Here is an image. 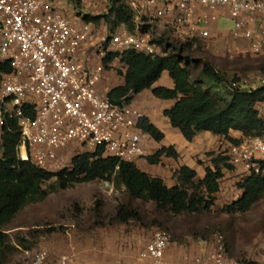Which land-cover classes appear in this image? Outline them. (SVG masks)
<instances>
[{"label": "built area", "instance_id": "1", "mask_svg": "<svg viewBox=\"0 0 264 264\" xmlns=\"http://www.w3.org/2000/svg\"><path fill=\"white\" fill-rule=\"evenodd\" d=\"M104 1L97 0L92 7L97 15L101 12L97 5ZM127 1L137 24L145 25L144 18L157 21L180 41H209L214 33H222L217 30L219 21L229 18L233 26L227 40L235 46L227 51L264 54V0ZM72 8L57 0H0V65L7 63L12 69L0 79V153L7 117L17 119L19 158L50 173L68 169L72 156L83 151H101L128 162L143 155L141 144L147 134L139 123L144 113L132 103L112 104L98 84L110 54L165 55L151 33L131 32L124 26L109 32L85 21L83 14H71ZM252 83L230 81L223 89L232 92L240 84ZM30 109L33 116L27 114ZM227 154L243 169L241 178L260 174L264 135L230 146ZM206 243L209 250L173 261L166 256L171 233L156 228L137 257L151 264H239L230 257L223 234H214ZM24 264L79 263L74 255L52 258L40 250Z\"/></svg>", "mask_w": 264, "mask_h": 264}, {"label": "trees", "instance_id": "2", "mask_svg": "<svg viewBox=\"0 0 264 264\" xmlns=\"http://www.w3.org/2000/svg\"><path fill=\"white\" fill-rule=\"evenodd\" d=\"M70 1L74 3L76 10L81 8L82 0ZM103 3L105 9L96 16L82 10H79V14H83L87 22L100 26L111 25V28L104 26L109 32L124 26L131 32L139 30L142 34L151 33V27L147 25L149 20L144 18L145 25L137 24L136 14L127 0H107ZM154 42L163 48L165 55L151 56L126 51L121 54H110L105 60L106 69L115 60L126 66L125 84L107 94L112 104H131L135 95L151 89L162 73L168 71L174 81V89L157 87L153 89V93L160 99L176 100L175 105L165 111V115L186 140L192 141L198 133L208 131L225 137L232 146L239 145L245 139L264 135V118L260 116L258 110L259 104L264 102L263 85L254 87L240 84L234 91L226 92L229 98L219 97L204 80L191 81L188 59L182 57L181 53L184 45L179 47L166 40ZM169 49L171 51L168 54ZM11 70L9 64H1L0 79L2 73H9ZM203 71L215 81L225 79L208 62L203 64ZM241 80L234 78L227 82ZM27 114L33 116L34 111L30 109ZM139 128L156 141L164 138V134L148 118L140 121ZM19 130L17 119L7 117L0 153V230H4L27 205L47 199L50 194L43 186L52 179L56 180L58 188L63 190L75 183H90L97 180L113 182L116 188L124 186L131 198L144 203L153 202L158 211H169L175 216L207 212L212 209L214 195L219 192L220 182L224 177L223 170H232L235 166L228 154H220L213 159V168L206 169L203 180L196 179V173L184 166L176 173V184L168 187L162 179L151 177L141 171L134 162L104 156L101 151L95 153L83 151L72 156L68 169L50 173L19 158L17 152L20 142ZM231 131L241 132L243 138H232ZM163 155L178 158L174 148H164L147 157V160L157 164ZM238 187L243 191L242 196L224 207L223 212L228 214L248 212L264 196V161H261V173L240 178ZM96 204L100 206L101 201H97ZM74 208L79 207L76 204ZM115 219L121 223H129L141 222L143 217L138 208L119 203ZM2 234L0 231V244L3 242Z\"/></svg>", "mask_w": 264, "mask_h": 264}, {"label": "rangeland", "instance_id": "3", "mask_svg": "<svg viewBox=\"0 0 264 264\" xmlns=\"http://www.w3.org/2000/svg\"><path fill=\"white\" fill-rule=\"evenodd\" d=\"M85 5L79 10L85 9L84 12L97 15L92 8L95 4L91 3V8H86ZM148 23L154 40H166L179 47L185 46L181 53L182 57L188 59L191 81L204 80L219 97L229 98L223 89L224 83L229 80H250L253 81L252 86L256 87L264 79V54L253 56L247 50L227 51L233 47L231 41L227 40L233 26L229 18H222L217 25V30L225 35L214 33L209 41H180L161 23ZM104 26L111 28V25ZM170 51L171 49L168 54ZM205 62L210 63L225 79L216 82L214 78L207 76L203 71ZM116 69L121 71L118 64ZM108 185L110 183L100 180L75 183L63 190L58 188L56 180L47 182L43 186L50 194L47 199L27 205L4 230H0L3 233L0 264H24L40 250L48 251L52 258L74 255L80 264L135 263L138 246L125 247L127 236L134 227H140L141 230L143 227L148 231L167 229L172 235V241L178 243V237L184 234L197 240L221 233L225 237L229 255L235 262L264 264V196L248 212L236 214L223 212L224 207L236 201L233 197H215L210 211L183 213L179 216L169 211H158L155 204L150 206L142 202L136 208L140 210L143 220L121 223L115 219L113 208L116 193L111 194ZM97 201H101L100 206L96 204ZM76 204L78 209L74 208ZM117 233L115 243L112 236ZM100 234H104V242L100 241Z\"/></svg>", "mask_w": 264, "mask_h": 264}, {"label": "crops", "instance_id": "4", "mask_svg": "<svg viewBox=\"0 0 264 264\" xmlns=\"http://www.w3.org/2000/svg\"><path fill=\"white\" fill-rule=\"evenodd\" d=\"M57 1L62 6L65 5L68 10L69 8H72V3L70 0ZM92 1L93 0H82L81 4H87V6L91 8V3L95 4L97 0H94V2ZM100 4L101 2L98 3L97 7L100 11H103L105 9V5ZM87 6L85 5L86 8ZM72 9L73 11L70 10V12H72L71 14H79V10H75V8ZM222 34L225 35V33ZM233 46H235V44ZM116 64L120 66V72L117 71ZM125 73L126 66L120 63L119 60H115L109 65V68L106 69L104 78L98 84V89L103 94L107 95L112 89L123 86L125 84ZM157 87L174 89L175 84L171 79L168 71H164L162 73L160 79L153 85L151 89L144 90L135 95L132 99V104L141 112H143L145 118H148L149 121L154 124L160 132L164 134V138L161 141H156L152 137L147 135L141 144L143 155L137 157L133 162L141 171L145 172L149 176L162 179L168 187H173L176 184V173H178L184 166L190 168L196 173V179L203 180L206 176V169L208 167L213 168V159L216 158L217 155L227 154L230 143L225 139V137L215 135L208 131L198 133L192 141L186 140L182 133L172 126L170 120L165 115V111L170 110L175 105L176 100H165L157 98L153 93V89ZM258 110L260 116L264 118V102L259 104ZM230 136L234 139L243 138V134L238 131H231ZM164 148H174V150L178 154V158L176 159L167 155H163L161 156L160 161L157 164H152L147 160V157L155 155L158 151ZM223 173L224 177L220 182L219 192H217L214 196H221L220 198L222 199L233 197L238 200L243 194V191L238 187L241 175L243 174V169L240 166H234L232 170L224 169ZM105 182H108V184L110 183V185L108 186L110 188L111 194L116 193L114 194L116 199H113V208L115 214L116 208L119 203L132 205L135 208L139 207V204L142 203V201L138 199L131 198L126 192L124 186L116 188L113 182ZM118 190H120L121 193H119ZM106 200H104V202H106ZM148 204L150 206H154L153 202H148ZM167 222L168 221H165V223ZM152 231L144 230L143 227L142 230L140 229V227H134V230L131 232V234H128L127 236L128 240L125 247L127 248L129 246V248H132L133 246H138L139 252L141 249L145 248V245L149 237L151 236ZM115 235L116 236L112 237L114 238L113 241L116 243V237L118 236V233ZM99 237L101 239L100 241H103V237L105 238L104 234H100ZM178 238L179 239L177 241H179V243L172 241L171 247L166 254V256L173 261H180L182 256L188 253H190L191 255H195L200 254L205 250H209V246L206 242L209 241L210 238L194 240L190 235L187 234L179 236ZM123 243L124 242L122 241L121 245H123ZM138 252L136 253V255L134 254V260L136 259L137 262H127L128 264H151L149 262L139 261L137 257ZM77 263L79 262L77 261Z\"/></svg>", "mask_w": 264, "mask_h": 264}]
</instances>
